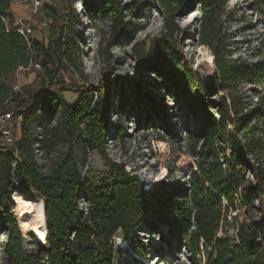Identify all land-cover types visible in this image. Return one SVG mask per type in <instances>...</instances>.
<instances>
[{"label": "trees", "instance_id": "obj_1", "mask_svg": "<svg viewBox=\"0 0 264 264\" xmlns=\"http://www.w3.org/2000/svg\"><path fill=\"white\" fill-rule=\"evenodd\" d=\"M11 1L0 0V107L11 104L14 116H21V122L15 154L0 153V232H8L6 258L12 264H115L112 239L117 233L131 238L141 223L149 222L147 215L151 210H171L174 237L181 238L192 254H203L205 264H264V165L252 160L262 153L264 142L255 137L256 125L241 124L238 128L239 115L245 107L235 93L240 81L251 71L244 61L232 57L218 27L227 0H195L200 8V42L212 52L201 47L203 58L217 70L208 84L177 55L172 45L179 29L175 19L190 9L193 1L156 0L165 16L162 37L148 49L135 48L138 63L153 68L162 89L191 99L189 112L196 119V133L206 147L192 148L201 161L198 174L193 175L191 185L184 192L180 186L166 185L163 180L145 187L137 174L108 159L109 93L102 97L98 91L99 98L93 100L92 87L55 80L59 46H64L63 58L64 55L70 58L76 49L68 39L60 44L65 25L74 21L60 0H54L57 10L45 6L46 15L52 19L47 44L31 36L25 38L15 26L8 24ZM94 1H100L110 15V45L124 33L125 6L119 0H83L89 16L98 11ZM30 61L39 63L49 84L61 91L79 93V98L67 104L54 92L27 99L12 92L7 76ZM205 89L222 92L216 105L218 115L209 112L202 97ZM36 103L49 114L62 107L61 127L67 148L48 173L39 170L34 157L30 125ZM112 126L121 137L126 135L121 118ZM80 133L86 147L100 154L108 167L106 174H96L95 181L83 175L77 165L75 145ZM220 143L230 150L229 157H223L222 161L218 156L227 149ZM25 191H30L33 200H42L45 214L46 241H37V251L30 254L24 252L23 236L16 215L11 212L12 194ZM179 195L182 198L174 200ZM81 199L87 203L85 211L79 206ZM236 205L244 208L249 217L236 222L235 236H231L221 229L229 210H234ZM3 260L1 256V264ZM195 263L198 264L196 260Z\"/></svg>", "mask_w": 264, "mask_h": 264}, {"label": "rangeland", "instance_id": "obj_2", "mask_svg": "<svg viewBox=\"0 0 264 264\" xmlns=\"http://www.w3.org/2000/svg\"><path fill=\"white\" fill-rule=\"evenodd\" d=\"M82 1L60 0L68 13L74 16V21L65 25L64 38L60 44L68 39L76 49L70 58L67 55L63 58L64 46H59L61 53L55 80L92 87L93 100L99 98L98 91L102 97L109 93L106 107L108 159L124 165L127 172L137 174L145 187L150 188L163 180L166 185L180 186V191L184 192L191 185L193 175L198 174L201 161L193 154L192 148L194 145L196 150L206 147L196 133V119L189 112L191 99L187 95H175L162 89L159 75L148 64L140 65L135 51L138 46L148 49L155 40L162 37L165 17L163 10L156 0H119L125 6L124 33L108 45L111 34L108 11L100 1H94L98 11L89 16ZM186 1H193V4L175 19L179 29L173 36V49L208 84L217 70L207 58H203L201 47L212 52L206 44L200 42L198 35L199 4L195 0ZM45 6L55 10L58 8L54 0H43L33 15V31L30 36L47 44L52 19L46 15ZM30 11L28 2L11 1L8 24L16 26ZM190 13L195 17L192 22L189 20L190 15L186 17ZM44 16L48 19L46 26L41 24ZM218 27L232 57L244 61L251 71L246 79L240 81L235 93L245 107L243 114L239 115L241 119L238 128L242 127L241 124L256 125L255 137L264 142V0H227L220 12ZM6 80L10 84H19L17 95L22 99L33 95L42 96L49 91L71 104L80 96L79 93L61 91L58 86L49 84L42 68L34 66L24 71L15 70ZM221 94L218 90L205 89L202 95L209 112L215 115H218L216 105ZM8 106L12 107L11 104ZM32 110L34 116L30 133L34 157L39 170L48 173L67 148L61 127L62 107L58 112L49 114L42 105L36 103ZM118 118H121L126 130L124 137L112 126ZM237 135L240 137L241 130ZM220 144L227 149L218 156L219 161H222L223 157H229L230 150L225 143ZM75 146L77 165L83 175L95 181L96 174L104 175L108 172L101 155L86 147L82 133ZM252 160L264 165V149ZM246 174L251 177L249 173ZM20 193L26 195V191ZM28 196L33 199L30 191ZM181 198L179 195L174 200ZM79 206L85 211L86 201L81 199ZM147 216L149 222L141 223L131 238H124L120 233L113 237L115 264H196L195 260L198 264L206 263L203 254H192L181 238L174 237L175 220L171 210H151ZM248 217L244 208L236 205L234 210H229L227 222H224L221 230L235 236L236 222ZM17 225L23 236L24 252L35 253L37 241L45 242L46 234L41 239L40 236L23 232L18 218ZM7 239L8 232H0L3 264H12L6 258ZM199 248H202L201 245Z\"/></svg>", "mask_w": 264, "mask_h": 264}, {"label": "built area", "instance_id": "obj_3", "mask_svg": "<svg viewBox=\"0 0 264 264\" xmlns=\"http://www.w3.org/2000/svg\"><path fill=\"white\" fill-rule=\"evenodd\" d=\"M14 2L22 3L28 2L30 6V14L19 20L18 24L15 26V30L23 35L25 38L30 36L32 33L31 22L33 21V15L38 9V6L43 0H13ZM48 19L44 16L42 18V25L46 26ZM34 66L36 68H41L39 63L35 61H30L26 66H19L16 70L24 71L29 67ZM11 90L17 93L19 90V84L17 82H12L10 84ZM20 122L21 116L15 117L13 108L8 105L0 107V153L10 152L15 154L16 143L20 138Z\"/></svg>", "mask_w": 264, "mask_h": 264}, {"label": "clouds", "instance_id": "obj_4", "mask_svg": "<svg viewBox=\"0 0 264 264\" xmlns=\"http://www.w3.org/2000/svg\"><path fill=\"white\" fill-rule=\"evenodd\" d=\"M205 55H207L206 52ZM208 58L209 60L211 59V57ZM14 199L17 202V207L13 209V212L16 213L18 216H22L25 212H32L34 207L33 204L25 202V200L20 196H15ZM44 225H45V214L43 210V202L41 201L40 205L35 209V213L31 218V222L22 224L21 227L24 229H28L29 227L33 228L38 232L41 239H43L45 232L39 230Z\"/></svg>", "mask_w": 264, "mask_h": 264}, {"label": "bare ground", "instance_id": "obj_5", "mask_svg": "<svg viewBox=\"0 0 264 264\" xmlns=\"http://www.w3.org/2000/svg\"><path fill=\"white\" fill-rule=\"evenodd\" d=\"M193 14H194V13H193ZM189 15L191 16L192 13L188 14V16H186V17H189ZM192 16H194V15H192ZM192 16H191V18H189L190 22L194 21V18H195V17H192ZM28 193H29V191H27V192H26V195H24L23 193H20V192H14V193L12 194V197H13V199H14L15 196H20V197H22V198L25 200V202H28V203L33 204L34 207H33L32 212H25L22 216H18L16 213H14V212H13V209H14L15 207H17V202H16L15 199H14V206H13V208L11 209V212L14 213V214L17 216V218H18V220H19L20 229H21L23 232H25V233H32L33 235L39 236L38 232H37L36 230H34L33 228L29 227L28 229H24V228L21 227L22 224L30 223V222H31V218L33 217V215H34V213H35V209H36V207H38V206L40 205L41 201H42V200H40V199H35V200L30 199L29 196L27 197ZM39 231H43V232H45V225L42 226L41 229H40ZM0 264H1V251H0Z\"/></svg>", "mask_w": 264, "mask_h": 264}, {"label": "water", "instance_id": "obj_6", "mask_svg": "<svg viewBox=\"0 0 264 264\" xmlns=\"http://www.w3.org/2000/svg\"><path fill=\"white\" fill-rule=\"evenodd\" d=\"M193 11V9L191 10V11H189V12H192ZM154 258V257H153Z\"/></svg>", "mask_w": 264, "mask_h": 264}]
</instances>
